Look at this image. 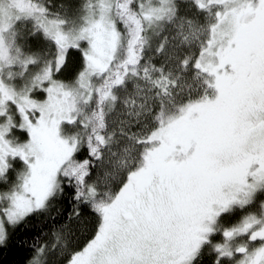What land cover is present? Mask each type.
I'll use <instances>...</instances> for the list:
<instances>
[{
    "label": "snow or ice",
    "instance_id": "1",
    "mask_svg": "<svg viewBox=\"0 0 264 264\" xmlns=\"http://www.w3.org/2000/svg\"><path fill=\"white\" fill-rule=\"evenodd\" d=\"M36 219L21 264H264V0H0V252Z\"/></svg>",
    "mask_w": 264,
    "mask_h": 264
},
{
    "label": "trees",
    "instance_id": "2",
    "mask_svg": "<svg viewBox=\"0 0 264 264\" xmlns=\"http://www.w3.org/2000/svg\"><path fill=\"white\" fill-rule=\"evenodd\" d=\"M41 229L47 231V227L40 220L36 219L31 222L27 230H19L12 237L9 247L0 252V264H21V261L26 255V248L20 247V241L29 239L35 233L40 232Z\"/></svg>",
    "mask_w": 264,
    "mask_h": 264
}]
</instances>
